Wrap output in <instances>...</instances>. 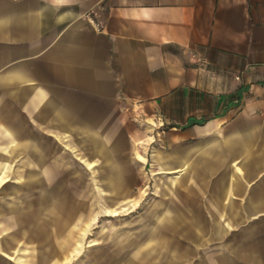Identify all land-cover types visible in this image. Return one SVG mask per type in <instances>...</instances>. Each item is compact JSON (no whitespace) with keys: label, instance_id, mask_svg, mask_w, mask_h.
<instances>
[{"label":"crops","instance_id":"1","mask_svg":"<svg viewBox=\"0 0 264 264\" xmlns=\"http://www.w3.org/2000/svg\"><path fill=\"white\" fill-rule=\"evenodd\" d=\"M144 121L166 128L161 160L177 175L160 180L163 193L184 184L200 198L198 212L158 204L138 254L169 253L167 232L201 247L207 231H231L229 259L264 264V0H0L8 195L41 183L27 168L72 152L89 155L88 169H119L108 181L119 191L136 167L120 162L150 135ZM15 154L28 156L18 169Z\"/></svg>","mask_w":264,"mask_h":264},{"label":"rangeland","instance_id":"2","mask_svg":"<svg viewBox=\"0 0 264 264\" xmlns=\"http://www.w3.org/2000/svg\"><path fill=\"white\" fill-rule=\"evenodd\" d=\"M142 124L150 135L138 141V152L133 148L120 162L136 167L132 177L117 178L131 182L120 184L117 192L111 191L108 181L118 176L119 169L102 168L105 162L100 160L88 169L89 155L77 152L60 154L62 160L57 162L47 160V167L25 168L40 172L41 183L31 179L22 197L8 195V186L15 183L0 186V264H253L229 259L231 250L238 249L232 244L240 235L231 231L218 233L217 238L207 231L201 247L189 236L167 232L169 253L158 244L146 255L148 247L142 244V255L138 254V241L151 231L154 210L162 207L158 204L168 202L180 213L190 208L198 212L200 198L196 188L184 184H175L170 195L163 193L160 180L177 175L169 173L161 160L168 144L161 129L166 128L153 121ZM27 159L26 154L13 155L12 168L18 169ZM54 163L56 168L48 167ZM4 164L0 160V167ZM182 219L187 229L192 228L188 218ZM215 219L208 217V224Z\"/></svg>","mask_w":264,"mask_h":264}]
</instances>
